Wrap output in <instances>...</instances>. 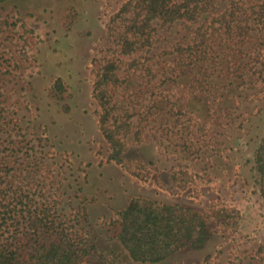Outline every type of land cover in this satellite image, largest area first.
<instances>
[{"label":"rangeland","instance_id":"1","mask_svg":"<svg viewBox=\"0 0 264 264\" xmlns=\"http://www.w3.org/2000/svg\"><path fill=\"white\" fill-rule=\"evenodd\" d=\"M144 1H0L1 210L140 264L123 215L155 205L204 225L156 264H264V0Z\"/></svg>","mask_w":264,"mask_h":264},{"label":"trees","instance_id":"2","mask_svg":"<svg viewBox=\"0 0 264 264\" xmlns=\"http://www.w3.org/2000/svg\"><path fill=\"white\" fill-rule=\"evenodd\" d=\"M144 2L148 22L158 19L174 23L183 17L180 15V9L166 11L167 5L163 3L164 0ZM137 22L134 21V26ZM135 28L138 29L136 26ZM126 43L130 48L136 46V42L128 39ZM109 79L103 77L101 80L107 83ZM114 157L117 160L119 156ZM255 161L260 186L264 192V139ZM2 207H0V264H81L87 257L96 259L93 264H125L119 257L108 259L107 250L96 251L94 250L96 248L89 249L85 244L75 241L68 232L59 231L56 224L47 218L42 219L36 215L27 217L22 210V214L16 216L17 206L7 211H2ZM25 224L30 227L26 232L29 236H23L27 244L23 243L24 238L19 235L20 228ZM11 231L12 235L6 237L5 235ZM203 237L204 225L201 222L197 224L190 217H179L174 211L157 208L155 205L147 206L132 202L123 215L119 241L135 262L156 264L175 254L181 246Z\"/></svg>","mask_w":264,"mask_h":264}]
</instances>
